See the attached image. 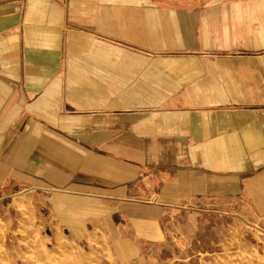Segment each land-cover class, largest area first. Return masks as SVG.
Wrapping results in <instances>:
<instances>
[{
  "label": "crops",
  "instance_id": "1",
  "mask_svg": "<svg viewBox=\"0 0 264 264\" xmlns=\"http://www.w3.org/2000/svg\"><path fill=\"white\" fill-rule=\"evenodd\" d=\"M11 186L120 264L190 245L206 202L264 238V0H0Z\"/></svg>",
  "mask_w": 264,
  "mask_h": 264
},
{
  "label": "rangeland",
  "instance_id": "2",
  "mask_svg": "<svg viewBox=\"0 0 264 264\" xmlns=\"http://www.w3.org/2000/svg\"><path fill=\"white\" fill-rule=\"evenodd\" d=\"M8 193L0 202V264H120L106 237L82 238L72 228H56L46 195L13 186ZM19 198L21 209L15 206ZM178 216L197 226L191 244L174 247L178 252L172 242L168 251L155 249L136 264H264V238L243 222L238 205L206 202L187 206Z\"/></svg>",
  "mask_w": 264,
  "mask_h": 264
},
{
  "label": "water",
  "instance_id": "3",
  "mask_svg": "<svg viewBox=\"0 0 264 264\" xmlns=\"http://www.w3.org/2000/svg\"><path fill=\"white\" fill-rule=\"evenodd\" d=\"M15 190H18V187H16Z\"/></svg>",
  "mask_w": 264,
  "mask_h": 264
}]
</instances>
